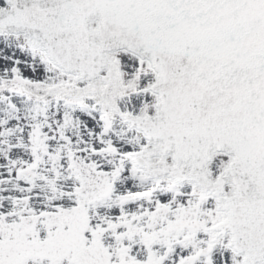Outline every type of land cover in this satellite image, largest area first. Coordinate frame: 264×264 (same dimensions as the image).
Segmentation results:
<instances>
[{
    "label": "snow or ice",
    "instance_id": "obj_1",
    "mask_svg": "<svg viewBox=\"0 0 264 264\" xmlns=\"http://www.w3.org/2000/svg\"><path fill=\"white\" fill-rule=\"evenodd\" d=\"M0 264H264V0H0Z\"/></svg>",
    "mask_w": 264,
    "mask_h": 264
}]
</instances>
